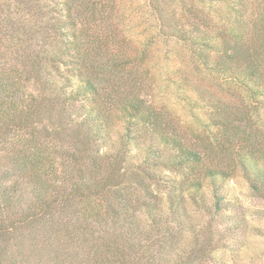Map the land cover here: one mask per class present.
Masks as SVG:
<instances>
[{
  "label": "trees",
  "instance_id": "1",
  "mask_svg": "<svg viewBox=\"0 0 264 264\" xmlns=\"http://www.w3.org/2000/svg\"><path fill=\"white\" fill-rule=\"evenodd\" d=\"M145 8L134 46L115 0H0V264H230L220 252L243 248L230 182L264 200V0ZM154 48L186 126L147 97Z\"/></svg>",
  "mask_w": 264,
  "mask_h": 264
},
{
  "label": "rangeland",
  "instance_id": "2",
  "mask_svg": "<svg viewBox=\"0 0 264 264\" xmlns=\"http://www.w3.org/2000/svg\"><path fill=\"white\" fill-rule=\"evenodd\" d=\"M117 13L122 14V19L129 26L137 25L134 33L130 35L134 46L140 44V40L146 38L149 34L148 29V11L145 8V0H115ZM124 14V17H123ZM152 55L156 58L143 69V77L150 81L147 97L159 107L171 109L178 119L187 125V116L185 115L184 105L171 99L166 94L163 87L165 84V74L163 73L165 59L157 55V50H152ZM182 61H179V64ZM153 64V65H152ZM185 64V63H184ZM154 67V68H153ZM148 68V69H147ZM190 66L187 65V69ZM233 191L239 197L245 210L235 213L236 216L246 217L251 224L250 230L245 235L243 248L238 250L229 249L223 253L226 261L230 264H264V217L256 213L264 209V200L256 198L250 193L248 185L240 175H236L230 182Z\"/></svg>",
  "mask_w": 264,
  "mask_h": 264
}]
</instances>
